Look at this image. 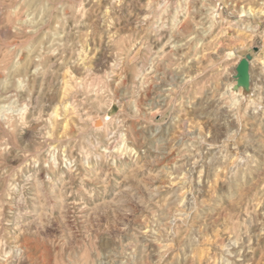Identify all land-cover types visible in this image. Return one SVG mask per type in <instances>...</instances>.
<instances>
[{
	"label": "rangeland",
	"instance_id": "1",
	"mask_svg": "<svg viewBox=\"0 0 264 264\" xmlns=\"http://www.w3.org/2000/svg\"><path fill=\"white\" fill-rule=\"evenodd\" d=\"M0 264H264V0H0Z\"/></svg>",
	"mask_w": 264,
	"mask_h": 264
},
{
	"label": "water",
	"instance_id": "2",
	"mask_svg": "<svg viewBox=\"0 0 264 264\" xmlns=\"http://www.w3.org/2000/svg\"><path fill=\"white\" fill-rule=\"evenodd\" d=\"M251 57L247 56L242 59L236 68V78L238 86H248L250 82Z\"/></svg>",
	"mask_w": 264,
	"mask_h": 264
},
{
	"label": "bare ground",
	"instance_id": "3",
	"mask_svg": "<svg viewBox=\"0 0 264 264\" xmlns=\"http://www.w3.org/2000/svg\"><path fill=\"white\" fill-rule=\"evenodd\" d=\"M249 13V12H248ZM250 14L252 15L253 13L252 12H250ZM108 149V148H107Z\"/></svg>",
	"mask_w": 264,
	"mask_h": 264
}]
</instances>
